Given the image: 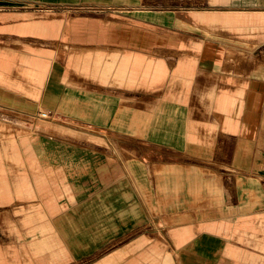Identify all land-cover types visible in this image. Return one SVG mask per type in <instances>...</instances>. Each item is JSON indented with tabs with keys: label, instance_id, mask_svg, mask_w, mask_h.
<instances>
[{
	"label": "crops",
	"instance_id": "crops-1",
	"mask_svg": "<svg viewBox=\"0 0 264 264\" xmlns=\"http://www.w3.org/2000/svg\"><path fill=\"white\" fill-rule=\"evenodd\" d=\"M19 1L0 0V15L12 13ZM213 5L252 14L210 15L201 18L204 23L264 25V0H219ZM60 25L36 20L10 29L47 35ZM109 40L124 42L113 36ZM180 44L199 51L207 61L215 55L207 41ZM105 54L81 49L56 61L27 46L20 52L0 50L1 74L11 78L19 69L26 80L15 83L32 87L26 94L0 84V121L6 123L0 126V264H79L92 258L114 242L116 222L129 227L146 218L149 189L157 198L161 195L156 191H163L165 198L178 199L179 182L184 176L192 180L196 173L203 177L206 198L217 200L218 211L205 230L190 224L174 230L184 241L178 249L180 264H264L257 248L231 237L237 224L264 226V215L257 216L264 208V178L259 177L264 165L256 163H264V63L247 65L240 74L213 75L220 90L231 83L241 91L252 83L256 100L241 106L227 102L226 114L207 122L200 117L212 115L216 103L207 92L210 82L204 81L210 76L196 80V62H177L156 103L158 113L148 114L155 101H148L143 88L160 80L162 67L144 58L137 66L128 53ZM41 109L54 111L55 119L65 123L57 124L63 130L19 134L13 126L18 120L2 118H33ZM165 111L176 112L168 117ZM241 136L253 145L239 156L232 150L243 141ZM192 140L210 144L201 147L202 156L192 150ZM147 143L159 149H147ZM195 155L203 165H195ZM229 155L235 164L228 162ZM204 165L208 169H202ZM247 177L251 184L242 182ZM241 218L248 221L241 223ZM89 231L97 234L84 235ZM123 250L109 252L103 260L111 264ZM169 262L168 255L143 254L132 264Z\"/></svg>",
	"mask_w": 264,
	"mask_h": 264
},
{
	"label": "rangeland",
	"instance_id": "rangeland-1",
	"mask_svg": "<svg viewBox=\"0 0 264 264\" xmlns=\"http://www.w3.org/2000/svg\"><path fill=\"white\" fill-rule=\"evenodd\" d=\"M217 1L219 0H80L75 4H69L53 0H20L14 5L12 13L0 15V50H19L20 52L23 46H27L32 51H37L38 55H44L56 61L64 56L71 57L75 53H79L81 49L106 51L105 56L112 55V53H115L116 56L128 53L132 56L131 61L136 65L140 58V62L143 58L147 61L149 59L162 67L163 75L160 80H154L153 85L143 88V93L148 101H155L154 105L148 109V114L158 113L156 103L164 93L167 80L174 71L177 62L189 58L196 62L194 63V66L196 65L194 70L196 80L202 78L203 75L210 76L203 80L207 83L210 82L211 89L206 87L207 92H212V98L216 105H214L212 115L200 118L212 122L213 119L226 114L225 105L227 102L231 101L232 106L237 103L241 106L242 103L246 105L250 101L253 105L256 100L254 95L256 88L252 83L248 86L242 85L241 91H238V86L231 83L224 90H220L219 87L214 86L217 83L215 76L225 73L240 74L244 72L247 65L253 64V67L256 68L260 62L264 63V25L210 24L202 21L201 18L210 15L252 14L251 12H232L227 8H215L213 4ZM36 20L57 21L61 25L52 28L47 35L21 34L10 29L14 24H24ZM132 34H135L134 39L128 41ZM112 36L128 43L110 41L109 37ZM146 37L155 38L160 42L148 41ZM168 40L176 41L168 43ZM187 41L198 44L207 41L215 52L212 60L207 61L199 51L191 47L182 48L180 43ZM2 62L6 63L7 60L3 59ZM198 62H200V66ZM222 65H226V67L224 68ZM1 72L0 70V84H5L20 93L28 94L32 91L30 85L24 86L15 83L19 80H26V77L21 74V70L12 71L11 78L4 76ZM175 112L165 111L163 115L170 117ZM178 113L181 114V111ZM193 113L191 112V114ZM2 118L18 120L19 125H12L19 134H48L49 130L54 128L62 131L63 129L57 124H65L58 118H22L9 114H2ZM1 124L6 123L0 121V126ZM9 127H11L10 124ZM197 134L196 132L195 135ZM241 137L243 141L232 150H238L239 156L245 148L252 150L253 145L247 140V136ZM191 145L192 150L202 156L201 147L208 148L210 144L192 140ZM156 148L159 149L154 144L147 143V149ZM115 151L118 153L117 149ZM231 153L229 154L233 156L234 153ZM230 155L228 162L235 164L234 158ZM195 156V165H203V162L197 161V155ZM256 163L257 167L264 165L259 159L256 160ZM225 168L231 169L228 166ZM202 169L206 170L208 167L204 165ZM259 177L263 179L264 175ZM242 179L244 183L251 184L253 182L251 177ZM148 183L151 186L152 182L148 181ZM204 183L203 177L199 173H196L192 180L190 177L184 176L182 183L179 182L181 194L178 199L165 198V192L155 190L161 195L157 198L155 192L149 189L146 207L143 208L146 218L143 217L139 221L130 223L129 227L116 222L114 242L107 248L104 247L97 255L84 259L79 264H108L103 259L109 252L119 249H124L120 251L124 254L116 256L115 258L118 259L111 264H132L136 262L139 255L141 257L143 254L163 257L168 255L171 264H180L178 249L182 247L184 241L178 239V234L174 230L186 224H190L192 227L196 226L195 229L198 231L205 230L204 227L211 223L209 219L214 218V212L218 211L215 206L217 200L206 198V193L204 194L202 190ZM181 185L184 187L181 188ZM185 185L187 191L182 190ZM263 215L264 208L257 216ZM244 220L247 219L241 218V223ZM245 224L246 222L243 225L237 224L236 228L231 229V237L234 239L232 241L243 246L257 248L261 259L264 260V226L249 227L247 225L245 227ZM99 226L101 227L102 224ZM89 233L95 232L89 231L84 235ZM99 233L102 234L101 231Z\"/></svg>",
	"mask_w": 264,
	"mask_h": 264
},
{
	"label": "built area",
	"instance_id": "built-area-1",
	"mask_svg": "<svg viewBox=\"0 0 264 264\" xmlns=\"http://www.w3.org/2000/svg\"><path fill=\"white\" fill-rule=\"evenodd\" d=\"M34 117H39V118H43V119H55L56 114L54 111H52L50 109H41L34 115Z\"/></svg>",
	"mask_w": 264,
	"mask_h": 264
},
{
	"label": "bare ground",
	"instance_id": "bare-ground-1",
	"mask_svg": "<svg viewBox=\"0 0 264 264\" xmlns=\"http://www.w3.org/2000/svg\"><path fill=\"white\" fill-rule=\"evenodd\" d=\"M168 264H170V262Z\"/></svg>",
	"mask_w": 264,
	"mask_h": 264
}]
</instances>
